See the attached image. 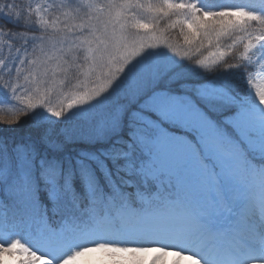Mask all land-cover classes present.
Masks as SVG:
<instances>
[{
	"label": "snow or ice",
	"instance_id": "snow-or-ice-1",
	"mask_svg": "<svg viewBox=\"0 0 264 264\" xmlns=\"http://www.w3.org/2000/svg\"><path fill=\"white\" fill-rule=\"evenodd\" d=\"M0 91V252L264 264V0H0Z\"/></svg>",
	"mask_w": 264,
	"mask_h": 264
},
{
	"label": "rangeland",
	"instance_id": "rangeland-1",
	"mask_svg": "<svg viewBox=\"0 0 264 264\" xmlns=\"http://www.w3.org/2000/svg\"><path fill=\"white\" fill-rule=\"evenodd\" d=\"M225 2H230V0H225ZM164 25L162 24L161 27ZM177 30V29H176ZM166 39V38H165ZM171 43H174L171 40H168ZM2 95V99H0V104L7 102V96L3 91H0ZM46 116V114H43ZM39 118V117H38ZM54 119V118H53ZM31 117H25L20 125L17 126H3L1 127L10 129L12 133L10 137H14L18 135L20 132L26 129L28 123L30 122ZM23 126V129H20L18 132L13 131L15 128H19ZM16 134V135H14ZM158 246H149L148 250L153 251L152 253H156ZM173 249H167L163 252L164 261H161L160 264H194V260L190 259L187 255L181 254L177 256ZM136 252H119V251H110V250H100L95 247H89L88 250L82 251L80 255L75 256L72 260L68 262V264H140L144 262V258H137ZM139 254V253H138ZM26 259V257L13 249L11 252H0V263L2 261H6L7 264H20V261ZM142 261V262H141ZM36 264H43V261H36Z\"/></svg>",
	"mask_w": 264,
	"mask_h": 264
},
{
	"label": "trees",
	"instance_id": "trees-1",
	"mask_svg": "<svg viewBox=\"0 0 264 264\" xmlns=\"http://www.w3.org/2000/svg\"><path fill=\"white\" fill-rule=\"evenodd\" d=\"M164 27V26H163ZM165 38L167 40H171L175 43H180L182 44L183 41H182V38L179 37V34H178V29L177 30H173V29H169L165 34H164ZM205 53V52H204ZM7 128L5 127H1L0 126V135H10L12 133V131L10 129L6 130ZM16 130H13L15 133H19L18 131L20 129H23V126L19 127V128H15ZM16 135V134H14ZM73 151H75V149H72Z\"/></svg>",
	"mask_w": 264,
	"mask_h": 264
},
{
	"label": "bare ground",
	"instance_id": "bare-ground-1",
	"mask_svg": "<svg viewBox=\"0 0 264 264\" xmlns=\"http://www.w3.org/2000/svg\"><path fill=\"white\" fill-rule=\"evenodd\" d=\"M153 246H158V245H153ZM153 251L148 250L146 252L143 253H139L136 252L137 254V258H144V262L140 263V264H152L153 261H155V264H160L162 260L161 258L164 259V255L161 254L160 251L156 252V253H152ZM139 253V254H138ZM157 257H159V259H156ZM0 264H7L6 261H2Z\"/></svg>",
	"mask_w": 264,
	"mask_h": 264
}]
</instances>
